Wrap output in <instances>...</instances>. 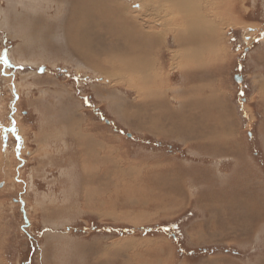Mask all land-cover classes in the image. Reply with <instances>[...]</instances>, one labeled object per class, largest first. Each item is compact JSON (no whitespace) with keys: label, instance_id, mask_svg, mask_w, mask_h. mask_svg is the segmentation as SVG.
<instances>
[{"label":"rangeland","instance_id":"1","mask_svg":"<svg viewBox=\"0 0 264 264\" xmlns=\"http://www.w3.org/2000/svg\"><path fill=\"white\" fill-rule=\"evenodd\" d=\"M111 1L139 14L155 34L164 32L155 54L168 103L163 115L177 110L194 122L192 130L141 127L149 112L156 113L145 104L158 96L138 91V79L114 80L82 56L69 38L73 0H0V264L40 263L48 228L41 212L27 208L35 189H49L60 172L47 164V180L34 176L38 164L27 151L36 148L34 130L40 127L28 107L58 85L80 98L77 107L83 103L107 130L109 143L97 159L114 162L111 148L129 160L127 175L117 161L115 169L99 172L97 191H106V198L123 188V210L117 209L118 224L92 219L100 230L94 234L127 238L138 264H264V0H197L219 32L215 49L197 64L175 42V23H166L164 9L142 0ZM22 14L36 19L28 22ZM194 87L203 89L191 94ZM197 96L214 110L204 126L207 108H182ZM215 130L223 135L211 136Z\"/></svg>","mask_w":264,"mask_h":264},{"label":"crops","instance_id":"2","mask_svg":"<svg viewBox=\"0 0 264 264\" xmlns=\"http://www.w3.org/2000/svg\"><path fill=\"white\" fill-rule=\"evenodd\" d=\"M46 79L51 83L50 77ZM53 83L59 84L57 81ZM51 88L49 86V90L43 93L47 94L40 103L30 100L28 107L37 113V123L40 127L34 130L33 140L37 143L36 148L27 151L28 158L38 164V171H34V176L47 180L50 176L47 179L43 177L47 164L52 170L60 172L58 177L51 178L53 181L47 182L49 189H35L33 195L37 196L27 208L31 209V212H41L44 227L48 228L47 235L43 236L45 242L40 257L36 262L121 264V260H128L129 264H138V258L133 259L131 252L128 253L130 246L127 244L132 243L127 238L117 234L112 237L99 236L94 234V231L98 233L100 230L91 224L92 219L97 222L111 218L112 222H119L121 213L117 209L123 210V188L118 190L121 193L107 192V197L103 198L106 191H97L101 181L99 172L115 169L114 162L117 161L128 169L127 175L130 170L129 160L120 158L116 155L117 152L110 148L109 158L114 162L108 164L99 161L98 156L103 159L102 144H107L110 140L107 130L92 120L83 103L77 107L76 103L80 98L56 86ZM69 96L73 98H68ZM32 97L33 95L30 99ZM73 119L78 120L80 125ZM71 179H76L75 188L69 184ZM103 199V204H99ZM116 203L121 205H114ZM138 242L135 241L136 244H139ZM145 247L136 250H143Z\"/></svg>","mask_w":264,"mask_h":264},{"label":"bare ground","instance_id":"3","mask_svg":"<svg viewBox=\"0 0 264 264\" xmlns=\"http://www.w3.org/2000/svg\"><path fill=\"white\" fill-rule=\"evenodd\" d=\"M142 1L146 4L148 3V5L154 4L155 8L165 10L166 15L163 18L171 27L175 23V28H173L176 31L175 42L186 52L185 58L193 61L191 64L200 63L206 52L212 51L217 42H219L217 26L203 14L201 5L196 4L197 0ZM66 2L68 3V1ZM72 5L71 19L68 25L69 38H71L76 49L82 53V56L88 59L94 67L103 70L114 80L125 77L138 79L141 83L138 91H142L146 96L151 94L158 96L157 99L145 104L144 107L146 109H154L156 113L153 115V112H149L151 118L146 119L147 121L139 122L141 127L149 126L157 131L170 133L175 131L180 134L192 130L191 123L193 124L194 122L190 123L184 114L178 115L177 110L173 109L172 113L170 111L167 112L168 115H163V110L167 108L168 103L162 95V88L158 85L159 80L161 81L162 78H160V61L155 54H157L156 51L159 49L158 46H161L159 36L163 38L164 32L160 35L155 34L156 32H152L154 30L151 31L150 24L142 22L143 18L141 19L139 14L130 12L127 6L116 1L114 3L111 0H73ZM29 16H23L22 14L19 18L23 17L28 22L34 21V18L36 19V15L33 18ZM31 25L33 26L32 23ZM27 26L28 28L31 27L30 23ZM42 28H39V30ZM97 51L101 53H97ZM183 63L185 64V62ZM201 89L203 88L194 87L189 92L198 94ZM210 102V100L208 102L204 99L201 100V97L197 96L193 99L189 98L182 103V108L185 109L187 106L191 111L207 108L209 112H205V117L201 119V124L204 126L209 117L213 118L215 116L212 113L214 110ZM148 122L152 123L149 124ZM166 122H169V124ZM166 125H168L167 128H165ZM180 129L182 130L180 131ZM219 135L221 136L223 133L221 134L220 132L218 134L217 130L211 132L213 137H219Z\"/></svg>","mask_w":264,"mask_h":264},{"label":"water","instance_id":"4","mask_svg":"<svg viewBox=\"0 0 264 264\" xmlns=\"http://www.w3.org/2000/svg\"><path fill=\"white\" fill-rule=\"evenodd\" d=\"M46 67H42L41 68V72L45 70ZM236 79L238 80V78L236 77Z\"/></svg>","mask_w":264,"mask_h":264}]
</instances>
